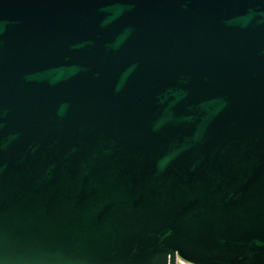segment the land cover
Instances as JSON below:
<instances>
[{
	"label": "water",
	"instance_id": "obj_1",
	"mask_svg": "<svg viewBox=\"0 0 264 264\" xmlns=\"http://www.w3.org/2000/svg\"><path fill=\"white\" fill-rule=\"evenodd\" d=\"M0 264H264V0H0Z\"/></svg>",
	"mask_w": 264,
	"mask_h": 264
}]
</instances>
